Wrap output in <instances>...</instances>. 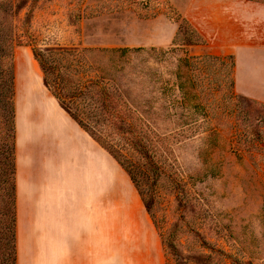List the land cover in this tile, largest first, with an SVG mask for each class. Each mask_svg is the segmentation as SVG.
Returning a JSON list of instances; mask_svg holds the SVG:
<instances>
[{"label": "rangeland", "instance_id": "rangeland-1", "mask_svg": "<svg viewBox=\"0 0 264 264\" xmlns=\"http://www.w3.org/2000/svg\"><path fill=\"white\" fill-rule=\"evenodd\" d=\"M13 3L15 32L28 29L47 70L36 60L30 86L42 83L57 99L61 85L71 97L63 106L130 173L167 264H264V103L230 94L228 66L215 81L177 88L186 54L238 55L241 70L264 59V0ZM190 30L202 42L184 46ZM32 45L12 52L13 97L0 81V264H14L15 58H34Z\"/></svg>", "mask_w": 264, "mask_h": 264}, {"label": "crops", "instance_id": "crops-1", "mask_svg": "<svg viewBox=\"0 0 264 264\" xmlns=\"http://www.w3.org/2000/svg\"><path fill=\"white\" fill-rule=\"evenodd\" d=\"M15 61L16 264H167L162 237L126 170L42 83L30 86L27 78L40 69L29 52L16 53ZM235 88L264 103V59L241 70L236 55Z\"/></svg>", "mask_w": 264, "mask_h": 264}, {"label": "trees", "instance_id": "trees-1", "mask_svg": "<svg viewBox=\"0 0 264 264\" xmlns=\"http://www.w3.org/2000/svg\"><path fill=\"white\" fill-rule=\"evenodd\" d=\"M13 1L14 0H0V81L2 82L1 90H3L5 93L9 92V95L11 96H12V93H14L13 91L14 73L12 69V59H11L14 47L17 45H22L24 40L26 43L28 42L30 45H32V36L30 35V33L28 32V29L25 26L22 27V35L17 34L15 32L14 22H15V18H17V16L19 15L21 7L13 3ZM201 42H202L201 37L197 33V31L190 30V34L188 36L186 35V38L181 44L184 46H192V45H197ZM126 51L128 50L122 49V52H126ZM32 52H33L34 59L39 62L42 70L47 71L41 51L37 47L32 45ZM226 60H228L229 63ZM226 66L229 67V71L227 72V76H226L227 87L229 89H232L230 93L232 95L234 93V88H235L236 62H235L234 55H231V54L230 55H213V54L187 55L186 54L185 56L180 57L178 59V65H177V78H178L177 88L179 91L184 90V93H185L189 91V88L191 89L196 88L198 84L202 83L204 78L205 80L211 81L212 79H214L215 81V77L217 78V76H214V75H217L218 71L220 69H224V67ZM201 72L203 74L198 75ZM221 80L223 81H219L217 87L224 88L226 86V84L224 83V78H222ZM57 87H58V95H56V97H57V100H60L59 101L60 105L78 122L80 126L83 127L81 121L79 120V117L72 114L69 111V109H67V107L63 106V104L61 103V100L69 101L71 97L66 94H63L61 85L58 84ZM210 88L212 89V91L215 90V87H210ZM11 96H9L8 98L9 100L11 99ZM107 98H108V95L106 96V99ZM112 114H116V113L112 112ZM12 119H13V130H14L15 129L14 106H13ZM84 129L88 131L86 128ZM92 137L100 143V141L96 139L93 135ZM13 150H14V144H13ZM108 152L111 154L110 151ZM126 172L128 173L131 180L133 181V178L130 175V173L127 170ZM12 196H13V184H12ZM144 205H145L146 210L148 211L147 205L145 203ZM12 218H13V215H12ZM13 261L15 264V248H14Z\"/></svg>", "mask_w": 264, "mask_h": 264}]
</instances>
